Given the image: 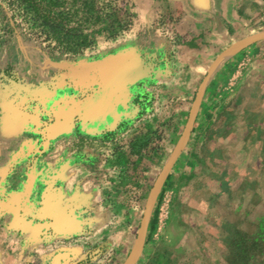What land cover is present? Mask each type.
<instances>
[{
  "label": "rangeland",
  "instance_id": "1",
  "mask_svg": "<svg viewBox=\"0 0 264 264\" xmlns=\"http://www.w3.org/2000/svg\"><path fill=\"white\" fill-rule=\"evenodd\" d=\"M132 1L133 24L116 40H101L77 58L42 48L57 64L54 81L70 83L54 99L65 91L86 106L67 130L39 134L38 146L64 158L71 187L83 197L79 206L60 204V219L44 213L53 234L45 237L43 258L28 249L23 264H126L160 177L133 264H229L227 245L237 231L264 234V0H242L236 17L222 21L229 42H240L211 73L224 51L210 30L194 25L181 0ZM9 24L2 8L0 90L21 83L17 46L33 41L20 29L8 32ZM90 65L98 71L86 88L79 77ZM139 134L149 139L145 163L131 153ZM259 262L264 253L250 264Z\"/></svg>",
  "mask_w": 264,
  "mask_h": 264
},
{
  "label": "crops",
  "instance_id": "2",
  "mask_svg": "<svg viewBox=\"0 0 264 264\" xmlns=\"http://www.w3.org/2000/svg\"><path fill=\"white\" fill-rule=\"evenodd\" d=\"M181 1L188 16L195 19L194 25L215 36L213 41L221 53L240 42H229V30L221 23L236 17L242 0ZM40 47L34 41L17 46L15 63L21 68V83L0 90V264H23V253L28 249L39 251L42 257L45 237L53 234L44 213L60 219V204L71 202L79 206L83 197V192L71 187L69 176L73 170L63 163L64 158L54 148L45 154L38 146L39 134L67 130L76 111L86 106H77L65 91L61 100L54 99L60 88H68L70 83L54 81L52 72L57 64ZM96 70L91 65L83 67L79 78L85 80L86 88L93 82L91 73ZM66 75L69 82L74 80L72 73ZM91 109L92 105H87V112ZM45 112L51 114L52 122L45 119ZM93 190L89 196L91 204L97 192Z\"/></svg>",
  "mask_w": 264,
  "mask_h": 264
},
{
  "label": "trees",
  "instance_id": "3",
  "mask_svg": "<svg viewBox=\"0 0 264 264\" xmlns=\"http://www.w3.org/2000/svg\"><path fill=\"white\" fill-rule=\"evenodd\" d=\"M2 8L9 13L8 32L20 29L29 40L67 58H77L95 49L101 40H116L131 27L135 18L132 0H0V12ZM146 135L139 134L131 142V153L144 163L148 159L143 155L149 145ZM158 214L157 205L148 237L158 223ZM258 236L237 231L227 245L229 264H250L263 254L264 234Z\"/></svg>",
  "mask_w": 264,
  "mask_h": 264
},
{
  "label": "bare ground",
  "instance_id": "4",
  "mask_svg": "<svg viewBox=\"0 0 264 264\" xmlns=\"http://www.w3.org/2000/svg\"><path fill=\"white\" fill-rule=\"evenodd\" d=\"M231 48H232V50H231ZM236 48H237V44H234V45H232L229 49H227L226 51H224V52H223V53L217 58V60L212 64V66H211V68H212V72H213L214 70H216V69L219 67V65H220V63L223 61V59H225L227 56L230 55L229 52L234 51ZM214 64H215V65H214ZM213 65H214V66H213ZM197 105H198V101H197V103H196V105H195V108H194V110H193V115H194V113H195V110H196V108H197ZM188 131H189V128H188V130H186L185 135H184V138H186V137H187V134H189ZM186 140H187V139H186ZM182 142H183V140L181 141L180 146H181ZM162 179H163V177H160V179L158 180L157 184L155 185L154 189L152 190V192H151V194H150V197H149V199H148V205H147L146 215H145V218H144V220H143V224H142V226H141V228H140L141 230H139V233H140V234H138V235H139L138 241L136 240L137 243L135 242V245H134V247H133V249H132V251H131L132 253H130L131 256L129 257V259H128V261H127L126 264H131L134 260H136L135 258L138 256V254H139V252H140V250H141V247H142V244H143V239H144V237H143V236H144V231H145L146 223H147V217H148V214H149V211H150V207H151L152 202H153V200H154V198H155V196H156V193H157V191H158V189H159V186H160V184H161ZM148 209H149V211H148ZM143 225H144L145 228H142ZM133 263H134V262H133ZM133 263H132V264H133Z\"/></svg>",
  "mask_w": 264,
  "mask_h": 264
},
{
  "label": "water",
  "instance_id": "5",
  "mask_svg": "<svg viewBox=\"0 0 264 264\" xmlns=\"http://www.w3.org/2000/svg\"><path fill=\"white\" fill-rule=\"evenodd\" d=\"M224 51H225V50H224ZM216 59H217V58H216ZM213 62H214V61H213ZM208 73H211V66H210V68H209V72H208ZM204 85H205V82H204V83L202 84V86H201V89H200V91H199V93H198V96H197V98H196V101H195V105H196L197 101H198V103H199V101H200V98H201L202 93H203ZM195 105H194V108H195ZM192 114H193V113H192ZM192 117H193V116H192ZM192 117L190 118V122H189V125H188V127H187V128H189V131H190V128H191ZM179 152H180V151H179ZM179 152H178V153H179ZM178 153L172 158L171 162L169 163L168 169H169V167L172 165V163L174 162V160H175V158L177 157ZM166 173H167V171L165 172L164 175H166ZM143 243H144V240H143Z\"/></svg>",
  "mask_w": 264,
  "mask_h": 264
}]
</instances>
